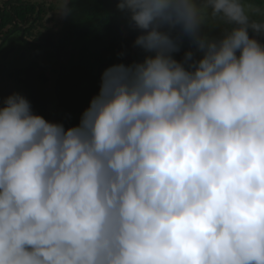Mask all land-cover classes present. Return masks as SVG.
Segmentation results:
<instances>
[{
    "label": "clouds",
    "instance_id": "obj_1",
    "mask_svg": "<svg viewBox=\"0 0 264 264\" xmlns=\"http://www.w3.org/2000/svg\"><path fill=\"white\" fill-rule=\"evenodd\" d=\"M115 6L145 55L103 71L77 125L3 99L0 264H264V14ZM209 10L231 25L219 37L202 31Z\"/></svg>",
    "mask_w": 264,
    "mask_h": 264
},
{
    "label": "trees",
    "instance_id": "obj_2",
    "mask_svg": "<svg viewBox=\"0 0 264 264\" xmlns=\"http://www.w3.org/2000/svg\"><path fill=\"white\" fill-rule=\"evenodd\" d=\"M243 2L249 6L264 10V0H243ZM116 3L117 0H70L73 14L66 17L67 20L61 32H53L51 30L49 34L40 36L38 34L37 37H34L28 19L29 10H34L35 7L29 6V9L26 7L23 12L16 14V18L19 21L21 20L22 23L19 24L22 26L15 23L14 15H10L7 10H3V14L0 16L2 41L5 39L4 42H7L18 31L20 34L21 32L23 33L24 43L33 47L35 51L43 50L44 46L53 50L54 57L52 58L54 60H52V63L60 67L59 74L55 80L57 90L55 91L56 112L54 115L58 117L59 123L64 124L65 128L79 123L80 116L89 106L93 94L96 95L99 92L100 78L103 71L113 64L127 62L124 58L127 55H131V49L122 51L129 42L122 39V32L127 28L124 25L127 20L116 9ZM42 11L45 13L44 10ZM42 11L39 13L40 16H43ZM68 20H70L69 23ZM227 27L229 30L231 25L228 24ZM137 35L132 34L130 38L135 39ZM250 35L254 34L250 31ZM58 38L60 43L57 40ZM69 41H71L72 45L68 46L70 44L68 43ZM67 47L70 53L65 59L66 65L63 66L60 60V51ZM187 47L188 44L185 41V50ZM135 48L138 51L141 50L137 47ZM144 55L145 53H136L131 57L135 61H141ZM178 59L180 60L179 57ZM30 69L27 68V70L19 72L21 76L27 75L28 79L16 80L23 85L25 90L29 91L27 99L30 101L32 108L37 109L36 106L41 105L45 100V95L42 92L43 87L38 84L34 75H30Z\"/></svg>",
    "mask_w": 264,
    "mask_h": 264
},
{
    "label": "rangeland",
    "instance_id": "obj_3",
    "mask_svg": "<svg viewBox=\"0 0 264 264\" xmlns=\"http://www.w3.org/2000/svg\"><path fill=\"white\" fill-rule=\"evenodd\" d=\"M24 1L30 4L25 3ZM29 6L35 7L34 10L30 9V13H28L29 26H31L32 28L34 37H37L38 34L39 36L49 34L51 30L53 32H61V29L64 27V23H66L65 21L67 19L66 17H62L56 13L59 7V0H0V16H2L3 10H7L10 15L15 16H13V18L16 24L22 23L21 20L19 21L16 18V14L23 12V10L26 7L28 8ZM245 7L246 9L254 10L252 11V17L255 19H260L261 14H264L263 9H257L247 4H245ZM42 10H44L45 13ZM40 11L43 12V16H40ZM69 22L70 20H68V23ZM124 25L127 28H125L122 32V39L129 42L128 45H126L122 49V51L128 49L132 50L131 55H127L124 58L127 61L125 62V64H130L135 61L131 56L136 53L142 54L143 51H138V49L134 47L135 39L130 38L132 34H140L139 30L130 28L128 21ZM227 26L228 24L223 20L211 17L209 10V12L205 15V24L202 31L207 33L209 36L219 37L222 32L228 30ZM22 35V32L20 34L17 31L7 42H4L5 39H3L2 41L0 35V49L3 48L2 50H0V106H3V99L14 92H18L24 95L26 98L29 97V91L25 90L23 85L18 81L28 79L27 75L24 74L21 76L19 75V72L22 70H27V68H31V71H29L31 73L30 75H34V78L37 80L38 84L43 87L42 92L45 95V100L43 101V103L36 106L37 109L32 108V110L35 114L43 116L46 120H49L51 122H58V117L54 115L56 112L55 91L57 89L55 80L57 79V76L59 74L60 67H58L57 65H53L52 63V60H54V58H52L54 57L53 50L44 46L43 50L37 52L33 47L24 43ZM45 37L48 38L47 36ZM257 38L262 39V42H264V38ZM57 40L60 43L59 38ZM29 43L31 42L29 41ZM68 43H70L68 44V46L72 45L71 41H69ZM184 51L185 44L181 52L175 54V58L178 59L179 57L180 59H182ZM35 52L37 53L35 54ZM69 53L70 52L68 47L66 49H61L60 51V60L63 63V66L66 65L65 59H67ZM94 96L95 94H93V97Z\"/></svg>",
    "mask_w": 264,
    "mask_h": 264
},
{
    "label": "flooded vegetation",
    "instance_id": "obj_4",
    "mask_svg": "<svg viewBox=\"0 0 264 264\" xmlns=\"http://www.w3.org/2000/svg\"><path fill=\"white\" fill-rule=\"evenodd\" d=\"M1 45V44H0ZM16 48V47H15ZM1 50V49H0Z\"/></svg>",
    "mask_w": 264,
    "mask_h": 264
},
{
    "label": "water",
    "instance_id": "obj_5",
    "mask_svg": "<svg viewBox=\"0 0 264 264\" xmlns=\"http://www.w3.org/2000/svg\"><path fill=\"white\" fill-rule=\"evenodd\" d=\"M57 90V89H56Z\"/></svg>",
    "mask_w": 264,
    "mask_h": 264
}]
</instances>
